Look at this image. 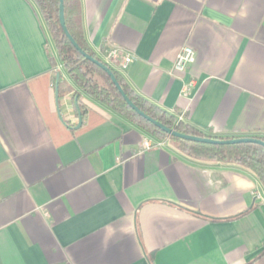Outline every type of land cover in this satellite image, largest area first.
<instances>
[{
  "label": "crops",
  "instance_id": "obj_1",
  "mask_svg": "<svg viewBox=\"0 0 264 264\" xmlns=\"http://www.w3.org/2000/svg\"><path fill=\"white\" fill-rule=\"evenodd\" d=\"M79 4L92 52L132 57L114 69L136 95L206 136L264 138V0ZM185 46L196 59L178 73ZM174 143L72 84L32 0H0V264H264L255 175Z\"/></svg>",
  "mask_w": 264,
  "mask_h": 264
},
{
  "label": "trees",
  "instance_id": "obj_2",
  "mask_svg": "<svg viewBox=\"0 0 264 264\" xmlns=\"http://www.w3.org/2000/svg\"><path fill=\"white\" fill-rule=\"evenodd\" d=\"M32 2L37 6L40 14L42 15L56 48L61 65L66 71L72 84L76 86L79 91L86 94L92 100L118 117L135 125L150 137L158 141L170 140L176 142L179 145V150L189 158L232 163L251 171L264 189V147L256 144H241L224 147L211 146L191 143L167 136L131 110L119 95L109 77L100 68L86 60L73 48L68 39L64 36L59 25L58 0H32ZM63 5L65 26L74 42L85 54L105 64L94 54V52H92L84 40L80 24L79 0H63ZM103 50L104 49H102V51ZM105 65L112 71L116 81L132 104L139 111L154 121L183 135L226 140L206 136L202 132L185 123L183 120L179 119L178 116L169 114L159 107L149 103L142 97L136 95L113 67L107 64ZM61 85V83H58L59 97L62 95ZM70 90L71 89H69V92ZM73 98H77L76 103L78 109H81L82 107L78 104V94L75 93ZM79 112L82 115L81 111ZM255 138L264 142V138Z\"/></svg>",
  "mask_w": 264,
  "mask_h": 264
},
{
  "label": "water",
  "instance_id": "obj_3",
  "mask_svg": "<svg viewBox=\"0 0 264 264\" xmlns=\"http://www.w3.org/2000/svg\"><path fill=\"white\" fill-rule=\"evenodd\" d=\"M58 21H59V25H60V28H61L64 36L68 39V41L73 46V48L76 51H78L86 60H88L89 62H91L92 64L96 65L98 68H100L109 77V79L112 82L113 86L116 88V90L118 91L119 95L122 97V99L126 103V105L131 110H133L139 117L143 118L144 120H146L147 122H149L150 124L155 126L157 129L162 131L167 136H169L171 138H175V139L191 142V143L205 144V145H211V146H222V147H224V146H234V145H241V144H256V145L264 147V142H262L261 140L256 139V138H236V139L217 140V139H211V138H199V137H194V136H187V135H183V134L177 133L173 129H169V128L163 126L162 124L154 121L153 119H151L150 117L146 116L144 113L139 111L132 104V102L126 97L124 91L122 90V88L120 87L118 82L116 81L115 76L113 75L112 71L105 64H103L102 62H100L98 60H95L92 57H90L89 55L85 54L78 47V45L74 42V40L72 39V37L68 33V30H67V28L65 26L63 0H58ZM59 78H60V75L56 74L55 82H54V98H55L56 111H57L58 118H59L60 122L64 123L63 119L61 118V115H60V112H59V108H58V100H59L58 83H59ZM76 99L77 98H75V106H76V110H77V115L79 116V123H78V125L75 128H73L74 130L79 129L80 126H81V114H80V112L78 110Z\"/></svg>",
  "mask_w": 264,
  "mask_h": 264
},
{
  "label": "built area",
  "instance_id": "obj_4",
  "mask_svg": "<svg viewBox=\"0 0 264 264\" xmlns=\"http://www.w3.org/2000/svg\"><path fill=\"white\" fill-rule=\"evenodd\" d=\"M102 59L105 64L117 69L119 72L126 71L132 63V57L130 55L123 54L120 49L114 47L104 49L102 51ZM195 59V51L188 46L183 47L176 57L174 70L178 73H185L188 68L194 64ZM191 87V82L186 84L183 87L184 93L188 92ZM157 145V142H151L148 139H145L142 144L146 150L154 148Z\"/></svg>",
  "mask_w": 264,
  "mask_h": 264
},
{
  "label": "rangeland",
  "instance_id": "obj_5",
  "mask_svg": "<svg viewBox=\"0 0 264 264\" xmlns=\"http://www.w3.org/2000/svg\"><path fill=\"white\" fill-rule=\"evenodd\" d=\"M174 144L176 145V148L179 150V145H178L176 142H175ZM179 151H180V150H179ZM180 152H181V151H180ZM181 153H182V152H181ZM184 155H185V154H184ZM197 160H198V159H197ZM199 161L208 162V160H201V159H200Z\"/></svg>",
  "mask_w": 264,
  "mask_h": 264
}]
</instances>
